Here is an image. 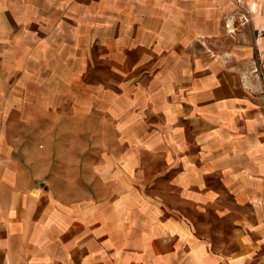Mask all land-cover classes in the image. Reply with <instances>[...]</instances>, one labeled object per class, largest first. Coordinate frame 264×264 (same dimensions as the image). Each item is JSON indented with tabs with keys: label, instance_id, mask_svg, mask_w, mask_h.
<instances>
[{
	"label": "crops",
	"instance_id": "crops-1",
	"mask_svg": "<svg viewBox=\"0 0 264 264\" xmlns=\"http://www.w3.org/2000/svg\"><path fill=\"white\" fill-rule=\"evenodd\" d=\"M248 1L254 41L208 53L229 0H0V264H264V0ZM81 14H123L124 44L177 50L162 92L178 203L112 166H60L53 33Z\"/></svg>",
	"mask_w": 264,
	"mask_h": 264
},
{
	"label": "rangeland",
	"instance_id": "rangeland-1",
	"mask_svg": "<svg viewBox=\"0 0 264 264\" xmlns=\"http://www.w3.org/2000/svg\"><path fill=\"white\" fill-rule=\"evenodd\" d=\"M229 1L235 10L225 15L222 31L218 28L219 45L208 43V53L231 49L229 44L238 37L247 43L254 41L249 27L251 3ZM112 7L116 10L114 4ZM106 16L112 17L108 27L94 24L93 14H81L80 21L74 25L60 23L59 34L53 33L54 38L60 37V102L69 104L61 113L71 121L60 126L64 130L60 137V166L72 171L73 166L82 169L93 165L102 171L112 166L113 181L128 177L130 182L144 183V192L155 190L165 202L178 203L181 191L169 188L175 175L168 172L170 128L168 110L164 109L168 101L163 100L168 95L162 92L169 81L165 72L170 68L168 53L175 56L177 50L167 45L136 46V40L131 38L129 43L134 41L135 45H126V31L121 29L123 20L120 21V16H126ZM62 18L60 15V22ZM190 18L189 25L193 15ZM192 30L184 34L189 43ZM156 48H161L159 54ZM183 64L177 58V67ZM71 192L65 190V195Z\"/></svg>",
	"mask_w": 264,
	"mask_h": 264
}]
</instances>
